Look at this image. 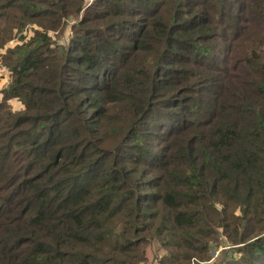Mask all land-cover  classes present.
<instances>
[{
  "label": "trees",
  "instance_id": "16d2710c",
  "mask_svg": "<svg viewBox=\"0 0 264 264\" xmlns=\"http://www.w3.org/2000/svg\"><path fill=\"white\" fill-rule=\"evenodd\" d=\"M84 2L0 0V264H264V0Z\"/></svg>",
  "mask_w": 264,
  "mask_h": 264
},
{
  "label": "rangeland",
  "instance_id": "374dc122",
  "mask_svg": "<svg viewBox=\"0 0 264 264\" xmlns=\"http://www.w3.org/2000/svg\"><path fill=\"white\" fill-rule=\"evenodd\" d=\"M95 0H91V1H88V0H85V2H84V7L85 8H87L88 6H90L93 2H94ZM84 8V9H85ZM83 11H82V13H80V15H79V17H76V18H70V20L69 21H66V24L64 25V28H65V30H64V32H59V34L58 33H56L55 35H57L56 37L58 38V40L60 41V42H63L64 44H66L67 43V41L70 39V37H71V34H72V31H73V23L74 22H76V21H78L79 19H81L82 18V16H83ZM31 27H33L32 25H30ZM27 30V32H26V30ZM24 29V31H23V33L22 32H19V33H17L16 34V37L14 38V39H12L10 42H9V44L10 43H14V42H17V41H19V37L21 36V34H23V35H26V36H30L33 32H32V30H30V29H28V28H25ZM53 33V32H52ZM9 71H8V69L7 68H5L4 67V64H3V62H2V60H0V89L1 88H6V87H8V85L10 84V82H9V84L7 85V86H4V85H2V81H3V79L4 78H7V79H9L10 81H11V77H10V75H9V73H8ZM1 97H2V93L0 92V99H1ZM13 102V104H14V106L16 107V108H18V109H20L21 107H22V105H21V103L18 101V100H13L12 101ZM226 246H224V245H220V247H215V246H212V255H213V258H212V260H218V258H220L221 257V252L225 249L226 250ZM228 250V249H227ZM226 250V251H227ZM163 249L160 247V245L158 244V243H154L152 246H151V248H150V250H149V262L151 263V264H161L160 263V261H156V260H158V259H156V258H158V257H160V255L163 253ZM226 251H225V254H226ZM223 253V252H222ZM224 257V256H223ZM214 260V261H215ZM207 264V263H206Z\"/></svg>",
  "mask_w": 264,
  "mask_h": 264
},
{
  "label": "built area",
  "instance_id": "2783aa9c",
  "mask_svg": "<svg viewBox=\"0 0 264 264\" xmlns=\"http://www.w3.org/2000/svg\"><path fill=\"white\" fill-rule=\"evenodd\" d=\"M88 1H91V0H88ZM9 82H10L9 79L4 78L3 81H2V85L7 86L9 84ZM156 261H158V260H156Z\"/></svg>",
  "mask_w": 264,
  "mask_h": 264
}]
</instances>
